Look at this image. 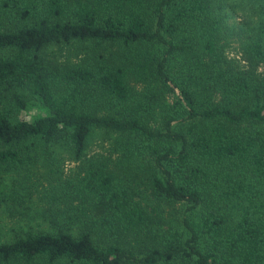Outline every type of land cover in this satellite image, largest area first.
Segmentation results:
<instances>
[{
    "label": "trees",
    "instance_id": "1",
    "mask_svg": "<svg viewBox=\"0 0 264 264\" xmlns=\"http://www.w3.org/2000/svg\"><path fill=\"white\" fill-rule=\"evenodd\" d=\"M60 150L0 264H264V0H0V167Z\"/></svg>",
    "mask_w": 264,
    "mask_h": 264
},
{
    "label": "rangeland",
    "instance_id": "2",
    "mask_svg": "<svg viewBox=\"0 0 264 264\" xmlns=\"http://www.w3.org/2000/svg\"><path fill=\"white\" fill-rule=\"evenodd\" d=\"M227 13L229 14L228 20L232 23V18L236 20L239 19L241 9L239 7H235L229 9ZM231 39H235V37L233 36ZM79 48L80 45L75 49L77 53L80 51ZM73 53V50L68 49L67 45L60 49L54 46L47 49V54L51 56L54 55L53 57L57 59L67 58L68 55L73 56ZM34 111L35 110L33 108H24L16 113V117L28 118L34 113ZM98 140V136H95L90 140L87 149L88 153H91L90 151L97 147ZM74 165V161L70 160L68 156L60 150L56 151L53 154V157L49 158V160L46 159L44 155L38 154L34 159H32V161L28 162L27 169L10 172L5 171L0 167V175L4 174L7 176L8 173H13V176H15L17 173L18 180L21 179V177H25L27 174L23 187L17 192L18 199L15 201L13 208L1 207L0 214L2 222L0 221V231H11L9 227H13L14 233L26 229L27 226L32 227V229L39 228L38 226H44L41 220L38 218H30L31 216L29 215L35 213V211H37V213H42L41 208L43 207V201L41 190L46 184L47 175L51 174L48 169L51 171L56 170V168L65 170ZM147 201L150 200L147 199ZM157 212L162 218L160 220L163 223V226L170 223L174 227H179L181 219L179 216L180 211L178 210L177 205H157ZM50 228H52V226H50Z\"/></svg>",
    "mask_w": 264,
    "mask_h": 264
}]
</instances>
